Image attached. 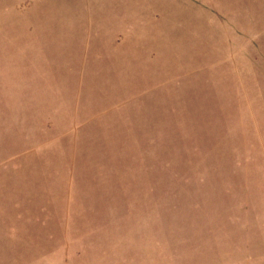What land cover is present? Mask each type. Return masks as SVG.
I'll return each mask as SVG.
<instances>
[{"label": "rangeland", "instance_id": "374dc122", "mask_svg": "<svg viewBox=\"0 0 264 264\" xmlns=\"http://www.w3.org/2000/svg\"><path fill=\"white\" fill-rule=\"evenodd\" d=\"M0 264H264V0H0Z\"/></svg>", "mask_w": 264, "mask_h": 264}]
</instances>
